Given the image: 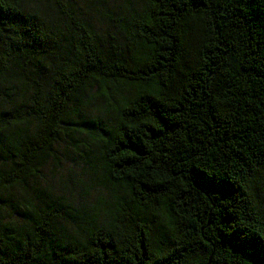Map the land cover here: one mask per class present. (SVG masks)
<instances>
[{"label":"trees","instance_id":"trees-1","mask_svg":"<svg viewBox=\"0 0 264 264\" xmlns=\"http://www.w3.org/2000/svg\"><path fill=\"white\" fill-rule=\"evenodd\" d=\"M59 8L0 0V189L96 89L115 95L103 167L133 205L63 240L64 200L29 203L0 223V264H264V0H140L124 41Z\"/></svg>","mask_w":264,"mask_h":264},{"label":"rangeland","instance_id":"rangeland-1","mask_svg":"<svg viewBox=\"0 0 264 264\" xmlns=\"http://www.w3.org/2000/svg\"><path fill=\"white\" fill-rule=\"evenodd\" d=\"M139 3L140 0H24V7L37 9L45 17L62 22L65 17L59 7L63 4L78 18L100 31L115 33L124 41L127 32L121 29L117 18L127 19L139 9ZM82 97L84 100L76 110L73 101L66 111L56 141L39 155L34 174L10 189H0V223L20 222L29 203L45 202L49 198L64 200L74 215L57 219L55 231L58 238L71 240L107 222L121 209L119 205L132 208L126 186L109 180L100 155L99 128L111 124L110 103L115 95L109 92L107 97L90 89ZM12 100L6 98L5 103ZM5 161L0 160V167L7 165ZM126 207L125 211H129ZM143 214L151 218L153 213L143 211ZM155 218L158 227L164 216L159 212Z\"/></svg>","mask_w":264,"mask_h":264}]
</instances>
